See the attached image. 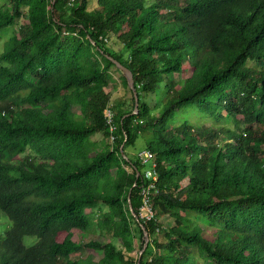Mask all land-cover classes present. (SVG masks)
<instances>
[{"label": "trees", "instance_id": "16d2710c", "mask_svg": "<svg viewBox=\"0 0 264 264\" xmlns=\"http://www.w3.org/2000/svg\"><path fill=\"white\" fill-rule=\"evenodd\" d=\"M13 25L0 55V264H137L128 196L139 216L151 182L141 264H264V0H3L0 28ZM106 54L134 73L138 114ZM114 70L122 99L108 91ZM139 137L151 182L152 164L128 152Z\"/></svg>", "mask_w": 264, "mask_h": 264}, {"label": "rangeland", "instance_id": "374dc122", "mask_svg": "<svg viewBox=\"0 0 264 264\" xmlns=\"http://www.w3.org/2000/svg\"><path fill=\"white\" fill-rule=\"evenodd\" d=\"M92 1L95 2L96 0H92ZM2 4H3V0H0V6ZM15 28H16V25L6 26L3 28H0V55L5 50L6 42L8 41L10 36L12 35ZM121 75H122V73L120 71H117V70L113 71V76H114L115 80L117 81V84H116V86L114 85L115 87H113V84L110 87H108V91L110 92L113 100L122 99L123 97L127 96L126 91H125V87L122 86V84H121L122 83ZM184 76L185 77L189 76V72L185 73ZM123 88H124V90H123ZM119 89L123 90L122 92H125V95L122 96V94H118ZM160 95H163V94H160ZM128 96H130V93H128ZM75 111H77V108L75 109ZM187 114H188V111H181L178 113L177 117L179 119L182 117H188ZM189 114H191V113H189ZM190 118L194 122L203 121L202 119H199L198 116L195 114H191ZM204 123H206L207 125H210L211 122L205 121ZM145 142L146 141L142 137H139L136 141V144L134 146L128 148V152H130V154H137V153L147 149ZM2 214H3V220H2L3 224L0 226V229L4 231L7 227H9V225H8V221H7V216L4 213H2ZM170 223H173V222H170ZM74 231L76 234V238L79 240L88 241V240H91L92 238H95V237H97L100 240L103 239L102 237H100L98 235H94V234H90V233L89 234L82 233L78 229H75ZM36 241H37V238L34 236H28V237H25V239H24L25 244H32ZM138 252H139V250L137 249L132 254L137 257Z\"/></svg>", "mask_w": 264, "mask_h": 264}, {"label": "water", "instance_id": "95a60500", "mask_svg": "<svg viewBox=\"0 0 264 264\" xmlns=\"http://www.w3.org/2000/svg\"><path fill=\"white\" fill-rule=\"evenodd\" d=\"M53 3H55V0H53ZM92 43L95 44V42L92 40ZM106 57L108 59H110L111 61H113L116 66L123 72V74L125 75L127 81H128V85L129 88L133 91L134 93V97H135V108L133 110V112L131 114H138L140 109H139V96H138V92L137 89L135 87V78H134V73L132 72V70L127 67L126 65H124L121 61H119L118 59H116L115 57L106 54ZM123 147V145H122ZM123 155L125 157H127L123 151ZM141 175V172L138 170L137 171V176L139 177ZM134 186H136V183L134 184ZM128 203H129V207L130 210L133 214V216L136 218V220L140 223L141 227L143 228L144 231V245L142 247V249L138 252V261L137 264H141V257L143 255V253L145 252L146 248L148 247L149 241H150V235L148 230L146 229L145 225L141 222L138 214L135 212L134 207L132 205V200H131V192L129 193L128 196Z\"/></svg>", "mask_w": 264, "mask_h": 264}, {"label": "built area", "instance_id": "2783aa9c", "mask_svg": "<svg viewBox=\"0 0 264 264\" xmlns=\"http://www.w3.org/2000/svg\"><path fill=\"white\" fill-rule=\"evenodd\" d=\"M75 0H69V5H73V2ZM113 120H114V113L113 115H108V121L107 123H113ZM139 156V159L141 162L143 163H151L152 164V168H149L146 170L145 173H148V178L149 176H155V174L157 173L156 170H155V163H154V157H148V154H147V150H143L141 152H139L138 154ZM154 187H148V184L144 185L142 187V190H141V194L143 196V202H142V205H141V208H140V214H141V220L143 221H148V220H152L153 218H148V215H147V212H146V204L147 203H152V196H151V193H152V189ZM142 222V221H141Z\"/></svg>", "mask_w": 264, "mask_h": 264}, {"label": "bare ground", "instance_id": "6f19581e", "mask_svg": "<svg viewBox=\"0 0 264 264\" xmlns=\"http://www.w3.org/2000/svg\"><path fill=\"white\" fill-rule=\"evenodd\" d=\"M77 0H75L74 2H73V4L76 2ZM113 110L110 108V109H108L107 110V112H106V116H107V119H108V115H113ZM111 125L112 126H114L113 125V123H111ZM112 132H114V128H113V130H112ZM114 135V134H113ZM113 139H115V137H113ZM147 150V154H148V157H153V153H152V151L151 150H148V149H146ZM155 170H156V164H155ZM157 175V173L155 174V176ZM146 180H149L150 182L155 178V176H149V178H148V173H146ZM149 182V183H150ZM148 187H155V185L153 184V182H151L150 184H148ZM152 203H147L146 204V212H147V215H148V218H154L155 217V212H154V209L152 208ZM139 218H140V220H141V214L139 213Z\"/></svg>", "mask_w": 264, "mask_h": 264}, {"label": "crops", "instance_id": "0c3cea01", "mask_svg": "<svg viewBox=\"0 0 264 264\" xmlns=\"http://www.w3.org/2000/svg\"><path fill=\"white\" fill-rule=\"evenodd\" d=\"M121 84H122V83H121ZM122 86H123V84H122ZM123 90H124V88H123ZM123 90L119 89L118 94H122V96L125 95V92H122ZM116 94H117V93H116Z\"/></svg>", "mask_w": 264, "mask_h": 264}]
</instances>
